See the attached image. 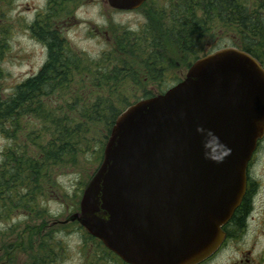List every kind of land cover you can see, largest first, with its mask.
<instances>
[{
  "label": "water",
  "instance_id": "1",
  "mask_svg": "<svg viewBox=\"0 0 264 264\" xmlns=\"http://www.w3.org/2000/svg\"><path fill=\"white\" fill-rule=\"evenodd\" d=\"M131 12L146 0H106ZM264 138V68L237 48L194 62L115 119L69 218L125 264H200L225 241Z\"/></svg>",
  "mask_w": 264,
  "mask_h": 264
},
{
  "label": "trees",
  "instance_id": "2",
  "mask_svg": "<svg viewBox=\"0 0 264 264\" xmlns=\"http://www.w3.org/2000/svg\"><path fill=\"white\" fill-rule=\"evenodd\" d=\"M83 1L47 0L43 13L29 26L47 51L46 63L9 95L2 93L0 70V133L10 143L0 161V221H8L16 212L30 220L42 219L26 264H53L57 258V233L44 227L45 218L52 217L46 204L55 171L77 167L81 158L94 159L88 156L95 149L94 141L103 139L96 144L98 149L103 146L116 117L130 100L163 93L144 89L137 99L135 91L140 83L133 65L140 64L148 79L157 80L166 72L165 59L158 52L163 49L153 37L119 29L112 50L97 60L69 47L58 25L73 19L74 10ZM176 3L178 7L179 0ZM178 8L179 21L169 22L170 37L166 36L180 53L197 58L204 38H215L217 30L227 29L231 45L264 66V0H181ZM5 44L0 34V58ZM98 152L93 151L97 164L101 161ZM72 224L83 230L78 223ZM9 228L0 231V244L8 235L6 231H12ZM28 234L34 239L31 231ZM85 240L106 250L86 232Z\"/></svg>",
  "mask_w": 264,
  "mask_h": 264
},
{
  "label": "rangeland",
  "instance_id": "3",
  "mask_svg": "<svg viewBox=\"0 0 264 264\" xmlns=\"http://www.w3.org/2000/svg\"><path fill=\"white\" fill-rule=\"evenodd\" d=\"M46 3L47 0H0V30H2L0 34L6 41L0 58V70L3 74L1 87L4 95H9L15 86L39 72L46 63L45 47L33 37L29 30V26L37 19V15L45 10ZM177 4L176 0H147L135 11L122 12L111 9L106 0H84L74 10L73 19L61 21L58 26L69 47L94 60L112 50L119 29L138 34L144 33L159 41L158 47L161 46L163 50L158 52L165 59L166 72L162 77H157V80L148 79L145 77L146 71H142L140 64L133 65L134 70L138 72L136 79L140 83L135 90L138 99L142 96L144 89L155 94L172 88L185 77L188 68L198 59L220 49L233 48L226 34L227 29H224L217 30L215 38L207 36L203 39L198 59L180 53L174 46L173 40L168 38L170 36L167 30L171 29L169 22L179 21L178 7L181 0L178 7ZM183 5L184 3L181 7ZM170 10L175 11L170 17L165 18ZM135 99L130 100L127 107L134 104ZM102 141L104 140L97 139L92 145V150L95 148L94 152L100 150L101 160L107 140L99 149L96 144ZM9 145L10 143L0 133V161L3 150ZM93 151L88 156L94 159L81 158L77 167L67 166L55 171L53 185L49 188L52 191L51 197L46 204V209L52 217L45 218L47 226H44L57 233L54 234V242L60 243L57 258L53 264H120L92 242L86 243L85 231L72 224L74 222L68 221L78 212L77 207L82 192L89 182V176H93L100 166L101 161L99 164L96 163L97 158L93 155ZM249 173L258 185L254 194L257 196L248 230L234 239L231 245H227L226 249L209 264H232L238 258L237 250L251 252L249 259L253 261L250 264H264V143L261 152L252 162ZM41 222L42 219H28L22 212H16L8 221H0V231L4 232L8 227L12 229V231H6L8 235L2 238L4 243L0 244V264L27 263L29 246L35 243L37 235L35 229L41 227ZM28 231L34 234L31 235L34 239H29ZM1 245H5L3 249Z\"/></svg>",
  "mask_w": 264,
  "mask_h": 264
},
{
  "label": "flooded vegetation",
  "instance_id": "4",
  "mask_svg": "<svg viewBox=\"0 0 264 264\" xmlns=\"http://www.w3.org/2000/svg\"><path fill=\"white\" fill-rule=\"evenodd\" d=\"M174 11L175 10H172V11L170 10L168 14L166 13L167 16H165V18L170 17ZM263 143H264V138L262 141L259 142L257 150L248 167L247 190L241 202V205L237 209L233 217L230 219V221L223 227V232L225 234V241L223 242L219 250L211 258L205 260L204 262L200 264H209L210 262H212L216 256H218L223 250L226 249L227 245L229 244L231 245L234 239H236L239 235L244 234L248 230L247 228L249 224V219L251 215H253V212H254V203H255V198L257 196L254 194L256 193L255 190L258 185L255 183L256 181H254L250 177L249 171H250L251 164L254 161L255 157L261 152ZM103 251L111 255L120 264H125L120 258H118L115 254L108 251L107 249ZM237 251L239 254L238 258H236L232 264H250L253 261L252 259H249L251 257V252L249 250L247 252H241L240 250H237Z\"/></svg>",
  "mask_w": 264,
  "mask_h": 264
}]
</instances>
